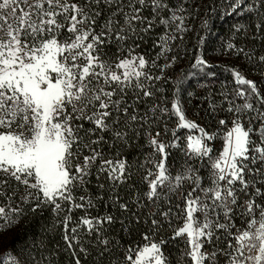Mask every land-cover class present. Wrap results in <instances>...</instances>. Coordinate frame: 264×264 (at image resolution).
Segmentation results:
<instances>
[{"label": "snow or ice", "instance_id": "6c2138e0", "mask_svg": "<svg viewBox=\"0 0 264 264\" xmlns=\"http://www.w3.org/2000/svg\"><path fill=\"white\" fill-rule=\"evenodd\" d=\"M257 5L264 9V0H257ZM255 6L249 5L243 10L250 13ZM230 7H238L236 0ZM105 8L110 9L109 16L97 32V21ZM145 9H150L151 16L143 14ZM178 10L183 11V8ZM165 11L171 14L165 17L162 15ZM259 15L261 23L255 26L257 32L264 31V14ZM120 17H123L122 24ZM184 21L185 17L178 16L165 0H0V196H5L8 202L13 200L16 192H7L11 180L24 186L19 197L21 202L38 201L33 211L41 204H50L57 214L65 210L71 213L73 208H84L85 203L93 206L91 198L86 196H80L77 203L73 189L89 182L94 167L97 179L106 173L108 180L123 182L126 161L104 159L94 146L101 144L105 137L97 134L112 132L115 139L123 140L125 134L118 129L127 127V121L148 120L147 115L139 116L136 114L138 108L127 103L128 91L130 88L139 90L133 97L138 102L141 94L145 98L152 97L154 92L144 81H158L162 77L146 71L149 61L136 51L140 45L135 41L142 40L156 26H163L165 32L157 38L154 47L161 48L158 57L164 56L171 51V42L183 40L182 33L190 30L184 26ZM203 27H207V21ZM64 29L68 33L66 37ZM111 43L117 45L114 60L108 59L109 54L104 51ZM227 48L251 58L243 48L235 49L232 43ZM124 49H127L126 55ZM176 59L172 56L165 67H171ZM259 60L264 62V55ZM152 65L156 66V61H152ZM200 65L207 66V61L196 55L193 67ZM231 72L237 85L247 86L235 92L245 103L237 104L235 99L229 101L228 111L236 118L225 133L223 150L214 160L206 143L212 137L186 118L179 99H173L171 111L159 108L161 113L178 118L174 137L181 128L198 130L201 134L187 136L186 155L208 157L212 161L210 187H201L199 177L190 166L187 169L190 176L178 174L174 178L175 187L185 179L195 184L184 197L185 222L173 236L175 239L187 235L189 247L184 255L191 264H221L222 259L226 264H264V189L257 186L264 181V95L256 82L245 78L240 70L233 68ZM252 96L259 101L260 108L248 102ZM225 99L228 100L227 95ZM130 108L133 114L129 116ZM156 110L155 106L148 109L153 115ZM246 111L255 113L249 117L247 125L240 119ZM83 121H88L92 127L84 128ZM254 122H259L258 128L252 126ZM219 123L225 125L226 121ZM253 133L257 137L255 140ZM159 135L157 132L156 137L149 135L148 138L153 153L160 156L154 164L155 178L149 179L154 175L152 171L144 177L149 184V200L161 195L157 191L160 186L173 189V178L166 167V148L177 144L166 145L157 139ZM84 149L91 154L84 155L81 163L79 157ZM241 195L245 197L241 213L246 217L245 226L236 228L233 214ZM256 197L261 198L260 203ZM60 201H67L71 206L65 209ZM127 207L120 204L121 209ZM20 212L19 204L15 207L11 203L0 204V224L3 225L0 231L18 223ZM194 213H202L203 222ZM113 220L114 217L106 216L96 219L95 224ZM70 222L71 216H65L64 241L72 249L79 239L77 227L71 228V235L68 234ZM157 223L153 218L152 224ZM79 224L87 226L89 231H98L90 218H82ZM221 230L228 237L227 248L217 247L221 237L216 233ZM144 239L149 241L147 235ZM100 242L107 250L109 241L105 238ZM163 243V240L149 241L135 249L130 246L125 259L128 264H168L161 249ZM206 244L211 246L210 250H204ZM5 254V264H20L11 250L5 249L0 258ZM75 264H81L79 258Z\"/></svg>", "mask_w": 264, "mask_h": 264}, {"label": "trees", "instance_id": "16d2710c", "mask_svg": "<svg viewBox=\"0 0 264 264\" xmlns=\"http://www.w3.org/2000/svg\"><path fill=\"white\" fill-rule=\"evenodd\" d=\"M165 2L172 10H176L178 16L185 17L184 26L190 30L182 33L183 40L177 39L171 42V51L164 56L158 57L161 48L154 47L157 38L165 32L163 26H156L145 34L142 40L135 41L140 45L136 51L144 54L149 61L146 71L153 76L162 77L158 81H144L145 86L154 92L152 97L145 98L141 94L138 102L133 97L139 90L128 91L127 103L132 108H138L136 114L139 116L147 115L148 120L127 121V127L121 126L118 129L125 134L123 140L115 139L112 132L98 133L97 135H103L105 140L94 146L102 152L104 159L126 161L127 173L124 181L114 183L108 180L106 173L100 174L97 179V171L94 167L88 178L89 182L83 186L77 185L73 189L77 203L80 202V196H86L91 198L93 206L85 203L84 208H73L71 213L65 210L57 214L53 212V206L50 204H41L33 211L32 208L38 201L32 199L27 203L21 202L18 223L14 225L15 231L11 240L0 248V253H5V249L11 250V255L20 264H75L77 258L81 264H128L125 256L130 246L135 249L149 241L158 243L163 240L165 243L161 245V249L168 264H191L190 259L184 255V251L189 247L187 235L175 239L173 236L185 222L186 213L182 211L185 206L184 197L195 187V184L185 179L179 187H175L174 178L178 174L190 176L191 173L187 172L190 166L199 177L201 187H210L213 178L212 161L208 157L186 155L187 136L196 132L198 135L201 134L198 130L181 128L174 137L173 131L177 129L178 118L161 113L159 108L165 107L171 111V102L173 99H179L186 118L204 128L212 137L206 141L212 150L210 153L212 160L218 157L224 147L225 133L236 118L234 113L228 111L229 101L235 99L237 104L245 103L243 98L235 96V92L237 89H246L247 86L236 84L231 69H238L245 78L255 81L259 92L264 95V62L259 60V57L264 55V31L257 32L255 27L261 23L259 14H264V9L257 5V0H236L238 7L235 8L230 7L234 0H165ZM249 5H256L250 13L243 10ZM181 8L183 11L178 10ZM109 12L110 9H104L103 15L97 21V32L100 31L99 25L108 18ZM143 14L151 16L150 9H145ZM170 14L169 11L162 13L165 17ZM119 19L122 24L123 17ZM205 21H207L206 28L203 27ZM66 34L67 30L64 29L63 36L66 37ZM176 35L179 36L181 33ZM128 43L132 44V41L129 40ZM229 43H232L235 49L243 48L251 58L243 53L238 55L234 50H229L227 48ZM116 49V43L104 47V51L109 54L108 59H115ZM123 52L126 55L127 49ZM196 55L202 56L207 61V66L193 67ZM172 56L177 57L176 61L171 67H165ZM152 61H156V66L152 65ZM161 68H164L163 72L160 71ZM225 95L228 100L225 99ZM248 102L253 103L255 108L261 107L255 96H252ZM154 106L157 109L155 115L148 111ZM132 108L129 109V116L133 114ZM251 115L255 113L247 111L243 113L240 116L242 123L247 125ZM121 118L125 119L123 114ZM220 120H225V125H221ZM82 123L84 128L92 127L88 121ZM252 126L258 128L259 122H254ZM157 132L160 133L157 137L160 142L166 145H171L173 142L177 144L176 147L166 148L168 153L166 167L168 174L173 178L171 181L173 189L170 191L168 187L160 186L157 191L161 195L149 200L147 197L149 184L144 177L148 171H152L154 175L149 179L155 178L157 170L154 164L160 156L153 153L148 138L149 135L156 137ZM92 138L95 139L96 136ZM252 138L254 140L257 138L255 133ZM90 154L84 149L80 154L79 162L82 163L84 155ZM149 159L152 163L148 162ZM100 184L104 187L100 188ZM257 186L264 189V181H260ZM251 191L254 192V188ZM244 200L245 197L241 195L238 205L234 208L233 219L236 228L245 226L246 217L241 214L244 211L242 207ZM256 201L260 203L261 198L256 197ZM60 202L65 209L71 206L67 201ZM120 204H126L127 209H121ZM177 205L180 207L178 208ZM166 212L169 213L167 216L164 215ZM67 215L71 216L68 234L71 235V228L78 229L79 243L74 242L72 249H69L64 241L63 220ZM194 215L203 222L202 213H194ZM106 216L114 217L113 222L104 221L100 225L95 224L96 219ZM85 217L94 221V229L98 231H89L87 226L79 224V221ZM153 218L158 222L155 226L152 224ZM145 235L149 237V241L144 239ZM216 235L221 237L217 247L227 248L228 237L225 233L221 230ZM105 238L109 241L107 250L100 242ZM81 248L86 251L82 252ZM210 249L211 246L206 244L204 250ZM5 260L6 254L4 258H0V264H5ZM221 264H226V261L222 259Z\"/></svg>", "mask_w": 264, "mask_h": 264}, {"label": "rangeland", "instance_id": "374dc122", "mask_svg": "<svg viewBox=\"0 0 264 264\" xmlns=\"http://www.w3.org/2000/svg\"><path fill=\"white\" fill-rule=\"evenodd\" d=\"M65 36H68V33L65 35ZM131 89V88H130ZM129 89V90H130ZM118 98V97H117ZM69 111H71V108L69 107ZM190 119H193V118H190ZM232 127V126H231ZM230 127V128H231ZM194 137H196V136H199L198 134H197V132L196 133H193L192 134ZM223 150V149H222ZM219 156V155H218ZM0 178H2V177H0ZM10 184H12V185H10ZM9 185H10V187H8L7 188V192L9 193V194H11L13 191H15L16 192V195H15V197L13 198V200L12 201H10V202H8L7 201V198L5 197V196H0V204H4V203H11V205L13 206V207H15L17 204H19V206H20V208H21V201H19L20 199H19V197L23 194V192H24V186L22 187V185H17V183L16 182H14V181H9ZM0 228H3V225L2 224H0ZM14 231H15V226H12V227H10L8 230H6V231H0V242H2V247L3 246H5L11 239V237H12V235H13V233H14ZM1 248V247H0Z\"/></svg>", "mask_w": 264, "mask_h": 264}]
</instances>
